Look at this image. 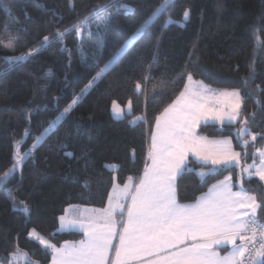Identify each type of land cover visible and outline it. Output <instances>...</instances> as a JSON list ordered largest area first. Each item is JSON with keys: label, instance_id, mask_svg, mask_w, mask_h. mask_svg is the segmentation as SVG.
<instances>
[{"label": "trees", "instance_id": "trees-1", "mask_svg": "<svg viewBox=\"0 0 264 264\" xmlns=\"http://www.w3.org/2000/svg\"><path fill=\"white\" fill-rule=\"evenodd\" d=\"M106 2L0 0V41H12L11 47L0 45V175L12 168L15 153L30 152L49 122L65 114L0 188V264L14 253L24 254L26 264H51V252L29 239L31 230L57 248L82 239L80 233H59V219L69 207L104 209L114 187L141 179L156 118L183 92L189 73L213 90L240 89L244 97L237 124L200 126V136L230 139L243 164L256 161L264 147V138L244 147L238 136L242 122L255 113L248 127L264 137V0H176L171 17L178 23L162 30L168 13L162 14L65 113L160 0H114L112 8L91 15ZM185 9L190 18L182 21ZM86 16L79 34L72 30L40 47L44 36ZM19 56L26 59L9 62ZM250 68L255 76L245 84ZM114 101L120 107L131 102L132 113L114 119ZM139 116L143 121L132 125ZM227 175L236 181L239 171L218 169L203 180L186 173L177 182L178 203L195 202ZM243 187L264 201L258 178L243 179ZM21 201L29 206L27 214L13 210L14 204L22 208ZM256 219L264 225V212Z\"/></svg>", "mask_w": 264, "mask_h": 264}, {"label": "snow or ice", "instance_id": "snow-or-ice-1", "mask_svg": "<svg viewBox=\"0 0 264 264\" xmlns=\"http://www.w3.org/2000/svg\"><path fill=\"white\" fill-rule=\"evenodd\" d=\"M69 4L74 6L73 0ZM114 6V0H107L103 5L95 7L91 15L108 10ZM176 0H160V3L147 15L133 36L125 45L101 68L96 76L92 78L81 95L85 94L88 88L92 87L102 75L119 59L136 40L148 34L153 23L164 13H168L164 21L162 30L167 28L173 21L171 12L174 11ZM126 11L132 12L130 6H124ZM190 18V11L185 9L182 21ZM88 17L73 25L72 28L64 31H57L54 36H44L40 44L45 48L52 40L59 41L66 32L75 30L77 34L81 31V26L85 24ZM182 21L181 23L182 26ZM159 38H157V44ZM3 47H11L12 41L5 44L0 41ZM32 51H39L33 49ZM32 51L28 53L30 56ZM63 51V49H62ZM26 56L10 57L11 61H23ZM155 62V56H154ZM151 67V66H150ZM255 69L250 68L249 76L245 78L244 83L253 79ZM149 77H146L147 81ZM188 81H192V75L189 73ZM137 93L141 91V85H136ZM208 91L202 84L199 91H192L189 85L185 86V91L181 92L177 100L164 109L162 117L165 118V128L161 127L162 117L156 118L157 130L152 133V147L150 156L152 166L146 168L144 177L139 185L136 186V193L132 195L131 204L127 205V220L117 222L114 214L120 209L123 216V205L117 203L113 205L110 202L109 208L104 210L103 223L98 219L90 218L88 224H84L77 217L72 221H65L61 217V227L79 226L84 230L87 238L81 241L79 245H65L57 248L49 240L41 237L33 230L29 233L31 239L37 240L44 249H50L52 252V264H131L132 261H141L147 258L146 264H246L247 257L251 259V264H264V225H261L255 219L258 212H264V201L257 202L256 196H249L247 193H232L228 181L231 177H226L220 185L213 186L216 195L205 198L192 206L181 205L177 202L178 179L188 173H195L203 179L220 168H228L233 164L240 163L241 153L231 149L230 141H212L206 138L197 137L194 129L199 125L201 119L216 120L222 125L225 121V115L219 110L207 108L204 104L199 103L201 92ZM158 94V93H154ZM228 99L230 109L227 114L229 122L237 120L240 113L241 105L244 103V97L240 89L220 94ZM79 99V97L77 98ZM77 101L74 100L73 104ZM183 107H178V105ZM71 106L64 109L67 113ZM128 112L122 110L116 102H113V118L123 119L130 114L131 102L128 105ZM175 113L174 119H169L170 115ZM63 115V114H62ZM140 119V118H137ZM60 117L49 122L48 128L44 129L41 135L37 136L40 141L46 135L55 130L56 124ZM255 121V113L251 115V121L246 119L242 123L244 127L238 130V135L248 134L252 141L257 140L258 134H253L248 125ZM136 121L131 123L135 124ZM28 130L26 129V134ZM20 146L21 141L16 142ZM244 146H249V141L244 140ZM36 145L33 146L35 148ZM261 158L259 166L250 165L245 167L244 172L249 177H258L259 181L264 182V150L257 149ZM30 155V152L23 154L17 152L14 154L16 163L12 168L0 175V185L8 181L9 176L15 173L16 167ZM195 158V161L190 159ZM246 155V153H245ZM134 156V152H133ZM198 166L203 169L197 171ZM255 168L252 172L249 169ZM131 179V178H129ZM86 186V185H85ZM125 185V189H127ZM10 191V190H9ZM127 195L128 193L125 192ZM242 197V198H241ZM22 208L15 204L14 211H23L27 214L30 209L23 201L20 202ZM236 205L250 209L249 212L243 213L249 217L247 220H241L236 211ZM123 224V230L119 232V244L113 245V237L117 234V224ZM252 229L251 235L245 234ZM259 232V240L257 234ZM239 238L242 243L237 245L236 240ZM192 240L190 245L181 247L186 240ZM233 244L234 247L230 255L220 257L215 251H210L213 245L220 246ZM259 247L256 248V244ZM249 245L255 249L256 255L252 256ZM115 247L114 258L110 257L109 250ZM13 255H16L14 253Z\"/></svg>", "mask_w": 264, "mask_h": 264}, {"label": "crops", "instance_id": "crops-1", "mask_svg": "<svg viewBox=\"0 0 264 264\" xmlns=\"http://www.w3.org/2000/svg\"><path fill=\"white\" fill-rule=\"evenodd\" d=\"M186 85H189L192 91H199L201 84L199 82H197V81H194V82L187 81ZM203 86L206 89H208V91L201 92V97L202 98L198 99V102L204 104L207 108H211V109H214V110H219L220 112H222L225 115V121H224L223 125L220 122L216 121V120H205V121H203L201 119V122L199 123V125L196 126L195 129H194V134L197 137L205 138V137L200 136L198 134V130H199L200 126L214 125V126H217L219 128H222L224 126H233V125H235V124H237L239 122L241 110H240L239 115L237 116V120L233 121V122H229L228 119H227V114L230 111L229 107L228 106L225 107V104L223 106H220L219 103H217L216 101L221 102L222 100L226 99V97H223L220 94L223 93V92H231V91H227V90L214 91L213 89H211V88H209V87H207L205 85H203ZM183 91H185V89ZM214 101H215V104H214ZM159 117H162V114ZM175 117H176V114L173 113V114L170 115L169 119H174ZM164 120H165V118L162 117V120H161L162 129L165 128ZM156 130H157V128H156V125H155L153 132L156 131ZM206 140L207 141H211V142L212 141H225V140L230 141L231 149L233 151H235L234 147H233V143H232V141L230 139H227V138H222V139L206 138ZM151 147H152V135H151V138H150V143H149V148H148V156H147V166H146V168L152 166V159H151V156H150ZM262 150H264V147L262 148ZM190 159L195 161V158L191 157V155H190ZM239 159H240L241 165H244L242 163L241 157ZM228 168H237L238 171L240 170V168L237 167V164H233L231 167H228ZM220 169H225V168H220ZM144 173H145V171H144ZM143 177H144V174L141 177V179ZM256 178H258V177H256ZM141 179L137 183H135L134 181H131V180L126 183V185L128 186L127 189L132 191V195H134L136 193V186L139 185ZM201 180H203V179H201ZM220 182L221 181L217 182L213 186L220 185ZM213 186H211V188H209L208 192H206V193L202 194L201 196H199L198 199L194 203L181 204V205L192 206V205L197 204V202L204 200L205 198L213 197L214 195H216V191H210V190H213ZM129 190H127V191H129ZM125 192H126L125 185L122 186V187H114L112 189L111 193H110L107 205H106V207L104 209H94V208H88V207H69V208H67L65 210L64 215L62 217H65V221L66 222L75 220L77 217H79L80 221L83 222L85 225L88 224L90 218L98 219L100 221V223H103L104 210L109 208L110 202L113 205H115L117 203V196H119V204L124 206L123 207V216H121L120 209L118 208L116 213L114 214V219L117 222L126 221L127 220V205L131 204L132 195L129 198H126ZM111 196H112V200H111ZM60 226H61V219H59L58 228ZM116 227H117V234L113 237V245L114 246L119 244V232L123 230V224L122 223H118ZM67 232L80 233V234H82V239L80 241H78V242L64 243L58 248H61V247L65 246L66 244L67 245H79L81 241H84V240L87 239L85 237V235H84V230L81 229L80 226H79V222L76 224L75 227H63L61 229V233H67ZM245 235L246 236H250L249 232L246 233ZM191 243H193V241L189 239V240H186L185 243L180 245V246L184 247V246L190 245ZM241 243H242V241L239 238H237L236 244L239 245ZM233 247H234V245L231 244V243L225 244V245H220V246L213 245L212 248L210 249V251H215V252H217L219 254L220 257H225V256H227L228 253H230L232 251ZM109 255H110V257L114 258V256H115V247H113V248H111L109 250ZM146 261H147V258L145 257L139 262L132 261L131 264H146ZM51 264H52V259H51Z\"/></svg>", "mask_w": 264, "mask_h": 264}, {"label": "rangeland", "instance_id": "rangeland-1", "mask_svg": "<svg viewBox=\"0 0 264 264\" xmlns=\"http://www.w3.org/2000/svg\"><path fill=\"white\" fill-rule=\"evenodd\" d=\"M125 53V52H124ZM121 56V55H120ZM118 60V59H117ZM116 60V61H117ZM114 64V63H113ZM112 64V65H113ZM111 65V66H112ZM195 80H193L192 79V81L191 82H194ZM200 83V82H199ZM200 84H202V83H200ZM92 87H90V88H88V90H87V92H89L90 91V89H91ZM214 91H218V90H214ZM87 92L85 93V94H87ZM85 94H83V95H81V94H79L78 96H77V98L79 97V99H75L77 102L75 103V104H73L72 103V105H71V108H73L82 98H83V96L85 95ZM177 100V99H176ZM175 100V101H176ZM217 103H219V105L220 106H223L224 104H225V107L226 106H228V99L226 98V99H224V100H222L221 102H219V101H216ZM174 103V102H173ZM172 103V104H173ZM171 104V105H172ZM214 104H215V101H214ZM128 105H129V103H127V105L125 106V107H120L122 110H124L125 112H128L129 111V109H128ZM242 106V105H241ZM178 107H183V105L181 104V105H178ZM70 108V109H71ZM132 113V108H131V111H130V114ZM130 114H128V115H130ZM65 114H63V115H61L60 116V120H59V122L61 121V119H62V117L64 116ZM112 116H113V105H112ZM127 116V115H126ZM125 116V117H126ZM137 118H140V119H137ZM202 120L203 121H205L203 118H202ZM132 121H136L135 122V124H133V123H131L132 125H136L137 123H139V122H141V121H143V117L142 116H139V117H136V118H134V119H132L131 120V122ZM58 122V123H59ZM58 123L56 124V126L58 125ZM242 127H244V125H242L240 128H242ZM50 134V133H49ZM48 134V135H49ZM48 135H46L44 138H42L40 141H37L36 140V142L34 143V145H36V147H38L42 142H43V140L48 136ZM239 137H240V139L242 140V144L244 145V140H248L249 141V143H251V142H253L252 141V139H251V136L248 138V139H244L245 138V136H248V134H245V135H243V136H240V135H238ZM206 138V137H205ZM209 142H211V141H209ZM33 145V146H34ZM33 146H32V148H31V150H30V152H32L35 148H33ZM245 147V146H244ZM256 156H257V160L256 161H254V162H251V163H248V164H244V165H241V163H239L238 165H237V167L238 168H240V170H239V175H238V178H237V180L236 181H234V179H233V176L232 175H227L226 177H231V180L230 181H228V184L230 185V189H231V192L232 193H247L249 196H254L253 194H250V193H248L245 189H244V187H243V179H250L251 177H249L248 176V173H246V172H244V168L245 167H248V166H250V165H255V166H259L260 165V163H261V158H260V156H259V153L257 152L256 154H255ZM16 163V162H15ZM21 164H22V162L21 163H19L18 165H17V167H16V170H15V172L16 171H18V170H20L21 169ZM200 170H203V169H197V171H200ZM250 171H252V172H254L255 171V168L253 167V168H250L249 169ZM216 172V171H215ZM12 176V175H11ZM11 176H9V178L11 177ZM226 177H224L222 180L223 181H225V178ZM252 177H255V176H252ZM8 178V179H9ZM201 179V178H200ZM203 179H205V177L203 178ZM222 180H220V181H222ZM219 182V181H218ZM264 183V182H263ZM216 184V183H215ZM4 184H2V185H0V188L3 186ZM213 186V185H212ZM211 188V187H210ZM127 190H129V189H126V192H128V194L127 195H125L126 196V198H129L131 195H132V191L131 190H129V191H127ZM209 191V189L207 190V192ZM242 198V197H241ZM111 200H112V196H111ZM194 203V202H193ZM191 204V203H190ZM236 211H237V214H238V216H239V218L241 219V220H247V219H249V217H247V216H244L243 215V213H245V212H249L250 213V209H248V208H246V207H241V206H239V205H236ZM257 217V216H256ZM256 219V218H255ZM257 220V219H256ZM61 229H62V227L60 226L59 228H58V232L60 233L61 232ZM33 230H31L30 232H32ZM36 232V231H35ZM36 233H38V232H36ZM39 234V233H38ZM40 235V234H39ZM41 236V235H40ZM28 237H29V235H28ZM42 237V236H41ZM44 238V237H43ZM29 239L30 240H32V241H34V242H36V243H38L39 244V242L37 241V240H34V239H31L30 237H29ZM47 240V239H46ZM40 245V244H39ZM41 246V245H40ZM42 248H43V246H41ZM44 249V248H43ZM46 250H48V251H50L51 252V250L50 249H46ZM52 253V252H51ZM231 253V252H230ZM230 253H228L227 254V256L228 255H230ZM27 263V257L24 255V254H22V253H18V254H16V255H11V257L7 260V262L5 263V264H26Z\"/></svg>", "mask_w": 264, "mask_h": 264}, {"label": "built area", "instance_id": "built-area-1", "mask_svg": "<svg viewBox=\"0 0 264 264\" xmlns=\"http://www.w3.org/2000/svg\"><path fill=\"white\" fill-rule=\"evenodd\" d=\"M251 232H252V229L250 227V229H249L250 235H251ZM257 239L259 240V232L257 234ZM258 247H259V243L256 244V248H258ZM249 249H251V251H252V256H255L256 255L255 249H253L251 245H249ZM246 264H251V259L247 257V254H246Z\"/></svg>", "mask_w": 264, "mask_h": 264}]
</instances>
